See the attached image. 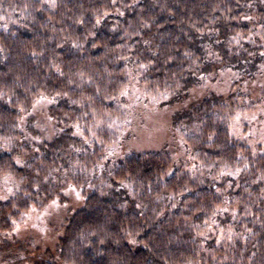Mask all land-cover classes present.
<instances>
[{
	"label": "trees",
	"instance_id": "trees-1",
	"mask_svg": "<svg viewBox=\"0 0 264 264\" xmlns=\"http://www.w3.org/2000/svg\"><path fill=\"white\" fill-rule=\"evenodd\" d=\"M259 27L264 0H0V169L26 181L0 199V264H186L207 252L221 264H264V151L229 128L246 86L264 78ZM217 68L227 87L200 95ZM134 79L147 97H196L171 118L192 171L139 150L106 167L86 122L121 112ZM40 114L54 134L38 126ZM67 185L84 198L54 248L30 262L33 239L5 250L26 211ZM227 205L249 233L229 251L214 243Z\"/></svg>",
	"mask_w": 264,
	"mask_h": 264
},
{
	"label": "rangeland",
	"instance_id": "rangeland-1",
	"mask_svg": "<svg viewBox=\"0 0 264 264\" xmlns=\"http://www.w3.org/2000/svg\"><path fill=\"white\" fill-rule=\"evenodd\" d=\"M256 33L261 39L262 37L264 38V27H259ZM223 73L225 72L221 68L214 69V79L209 76V81L205 83L200 81L199 94L202 95L204 92L207 93L213 89L224 91L227 87L224 76L227 79L230 76ZM263 82L264 78L256 77L253 83L246 86L252 90L251 95L247 96L246 93L241 95L239 99L241 108H237L229 118L231 135L237 140L261 151H264V96L261 94L257 95V93L263 86ZM144 93L152 92L148 91V87L144 84L141 85L134 79L131 85L123 89L126 99L121 112L108 113L95 121L86 122L89 124L87 134L88 136L90 134V140H96L105 149L106 167H109V164L113 161L116 162V160L120 159V156L139 150L169 153L176 166L192 171L193 169L191 168L195 166L190 168L188 166H192L194 161L185 144L183 135L173 130L171 118L175 109H184L196 97L168 101L169 99L163 93L158 92L156 94L158 97H147ZM179 106L184 107L179 108ZM37 123L40 128L49 126L51 127L49 128L51 133L54 134V131L56 132L57 128L54 127L53 119H49L45 114L39 115ZM65 126L71 130L73 129L72 131L76 138L79 137V132L74 129L71 122L65 124ZM46 169L45 174L49 171L47 165ZM74 170L76 172L78 168L75 167ZM25 183L26 181L22 176H18L13 172L4 173L0 169V199L6 200L11 195L20 192L25 187ZM81 191L80 187L67 185L62 190L61 196L50 198L41 208L32 206L28 209L22 221L15 226L13 233L10 232L4 235L6 236V240H3L4 245H8L5 250H9L11 245L16 243V240H18L19 244L22 242L27 246V239H33V248L38 247L39 252L33 253L29 251L26 260L30 262L42 250L54 248L57 237L66 226L68 216L71 215L72 210L82 204L84 196ZM54 201L56 203H53ZM227 206L230 210V216L223 223H219L222 220L221 217L217 220L219 225H217L218 228L215 231L217 232L218 230L214 237V243L225 245L226 250L229 251L232 246L240 241L245 244L248 241L249 233L247 230L242 231L240 229L237 223L239 221L237 210L234 207L230 208L229 205ZM14 252L15 250L12 251V254ZM21 256L22 253L11 255V261L15 260L14 257L20 258ZM202 256H198V258L192 259L186 264L222 263V258L215 259L208 252L207 257L210 260Z\"/></svg>",
	"mask_w": 264,
	"mask_h": 264
},
{
	"label": "snow or ice",
	"instance_id": "snow-or-ice-1",
	"mask_svg": "<svg viewBox=\"0 0 264 264\" xmlns=\"http://www.w3.org/2000/svg\"><path fill=\"white\" fill-rule=\"evenodd\" d=\"M53 203H56V201H54Z\"/></svg>",
	"mask_w": 264,
	"mask_h": 264
}]
</instances>
